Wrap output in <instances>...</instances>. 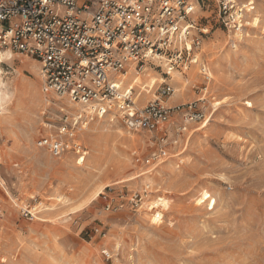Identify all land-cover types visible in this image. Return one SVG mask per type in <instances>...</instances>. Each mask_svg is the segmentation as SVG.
Here are the masks:
<instances>
[{"label":"rangeland","instance_id":"374dc122","mask_svg":"<svg viewBox=\"0 0 264 264\" xmlns=\"http://www.w3.org/2000/svg\"><path fill=\"white\" fill-rule=\"evenodd\" d=\"M254 1L240 32L226 28L217 0L198 9V63L175 71L178 97L167 103L204 97V64L207 105L223 104L165 143L158 133L129 132L111 115L78 132L83 163L72 151L54 157L37 146L41 135L55 133L50 125L63 113L78 114L44 94L33 58L14 53L1 64L16 88L4 113L0 91V264H264V0ZM148 68L141 76L154 72L159 81L143 103L165 81L163 68ZM172 124L177 129L182 119ZM108 189L125 193L116 211H106ZM144 189L147 197L133 208L130 195ZM38 203L34 221L22 217Z\"/></svg>","mask_w":264,"mask_h":264},{"label":"built area","instance_id":"2783aa9c","mask_svg":"<svg viewBox=\"0 0 264 264\" xmlns=\"http://www.w3.org/2000/svg\"><path fill=\"white\" fill-rule=\"evenodd\" d=\"M206 1L0 0V51L33 58L41 65L44 94L76 105L83 112L77 116L63 113L59 123L50 125L55 133L41 135L37 146L54 157L72 151L80 161L86 153L78 132L95 118L114 114L129 132L158 133L164 143L174 137L172 132L179 136L187 132L190 123L211 119L214 110L205 100L211 77L204 64L200 66L206 83L204 97L174 107L167 105L175 94L172 73L197 65L194 50L201 46L197 35H203V30L195 16ZM217 1L226 28L242 31L244 17L255 1ZM156 65L165 70V82L155 89L154 100L141 104L137 100L145 91H136L138 86L132 83ZM134 75V80L127 82L126 78ZM175 117L182 119L177 129L172 128ZM162 154H154L146 163ZM112 192L108 189L102 195L110 212L118 209L116 200L120 204L125 200L123 191L118 195ZM147 192L132 193L128 202L139 207ZM41 204L22 209V217L34 221Z\"/></svg>","mask_w":264,"mask_h":264},{"label":"bare ground","instance_id":"6f19581e","mask_svg":"<svg viewBox=\"0 0 264 264\" xmlns=\"http://www.w3.org/2000/svg\"><path fill=\"white\" fill-rule=\"evenodd\" d=\"M248 11H249L248 14L252 13V8L248 9ZM251 16H253V15L251 14ZM260 25H261V18L258 15L255 14V16L252 18L251 26L253 28H258V27H260ZM13 58H14V53L13 52H11L9 50L0 51V91H1V100H2V104H1L2 113H4L7 110V104L14 97L13 96L14 95L13 92H14L16 86H15V84L13 82H11L10 84H7L5 82V80H4V72H3L2 68H1V64L3 62H6V61L7 62H11L13 60ZM197 63H198V60H197ZM172 75L174 77V82H176V85L180 86L181 76L179 74H177L176 72L172 73ZM138 78L134 81V83H132V85L141 87L142 89L146 90V93H147V94H143V92H142L141 96L138 97L137 101L140 103L142 101H145V100H142L143 99V95H149L148 93H151V91L154 90V88L157 85V82L159 81V79H158L157 76L154 75V72H149L144 77H142V76L140 77L139 76ZM193 78L194 79L197 78V75H194ZM126 79H128V78H126ZM180 91L181 90H177V92H180ZM175 94H176V92H175ZM174 95H173V97H174ZM177 97H178V95H175V99H177ZM172 98H171V100H172ZM173 100H174V98H173ZM174 101H176V100H174ZM170 104H171V102H170ZM170 104H169V106H170ZM222 104H223V102L217 101V102H214L212 104V107L214 108L215 111H218L220 109V107L222 106ZM68 105L73 109V112H75L76 114H82L83 113L78 106L73 105V104H68ZM167 105H168V103H167ZM102 118H104V117H102ZM102 118H99V119H102ZM117 119H118V117L116 115L113 114L111 116L112 122L116 123L115 120H117ZM81 160H83V162H84V159H80V161ZM80 161L78 163H83L82 161L81 162Z\"/></svg>","mask_w":264,"mask_h":264}]
</instances>
